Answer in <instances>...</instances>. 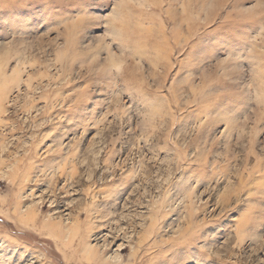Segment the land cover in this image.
Instances as JSON below:
<instances>
[{"label":"rangeland","instance_id":"1","mask_svg":"<svg viewBox=\"0 0 264 264\" xmlns=\"http://www.w3.org/2000/svg\"><path fill=\"white\" fill-rule=\"evenodd\" d=\"M0 260L264 264V0H0Z\"/></svg>","mask_w":264,"mask_h":264},{"label":"snow or ice","instance_id":"2","mask_svg":"<svg viewBox=\"0 0 264 264\" xmlns=\"http://www.w3.org/2000/svg\"><path fill=\"white\" fill-rule=\"evenodd\" d=\"M0 264H5V262H4V261H2V260H0Z\"/></svg>","mask_w":264,"mask_h":264}]
</instances>
